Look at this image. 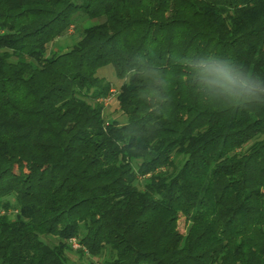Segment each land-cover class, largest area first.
I'll return each instance as SVG.
<instances>
[{
  "label": "trees",
  "instance_id": "16d2710c",
  "mask_svg": "<svg viewBox=\"0 0 264 264\" xmlns=\"http://www.w3.org/2000/svg\"><path fill=\"white\" fill-rule=\"evenodd\" d=\"M73 250L264 264V0H0V264Z\"/></svg>",
  "mask_w": 264,
  "mask_h": 264
},
{
  "label": "rangeland",
  "instance_id": "374dc122",
  "mask_svg": "<svg viewBox=\"0 0 264 264\" xmlns=\"http://www.w3.org/2000/svg\"><path fill=\"white\" fill-rule=\"evenodd\" d=\"M93 22H87L85 16H81L79 22L77 25H74L70 28L69 32L56 40L53 44L49 46V51H58L63 49L70 48L75 41L79 38V31L83 29V27L90 26L94 24ZM98 75L100 76H106L110 81L114 83V93L111 94L110 99L105 104L104 109V116L107 121L111 120H117L121 123L125 122V116L119 109L118 102L116 100V94L118 93L120 82L118 81L117 77L114 74V70L112 66L102 68L98 71ZM187 229V224L184 217H181L179 220V231L181 233H185ZM76 249V248H75ZM87 253V252H86ZM71 260L68 261L67 264H87L91 261L90 256H87L82 258L80 257V254L73 250V252L70 254ZM81 260H83L81 262ZM94 264H100L99 262H94Z\"/></svg>",
  "mask_w": 264,
  "mask_h": 264
},
{
  "label": "clouds",
  "instance_id": "9594fccd",
  "mask_svg": "<svg viewBox=\"0 0 264 264\" xmlns=\"http://www.w3.org/2000/svg\"><path fill=\"white\" fill-rule=\"evenodd\" d=\"M213 71H215L218 74L222 75L225 79H227L229 81L232 80V77L230 76V74L227 71H225L224 69H222V68L217 67V68H214Z\"/></svg>",
  "mask_w": 264,
  "mask_h": 264
},
{
  "label": "built area",
  "instance_id": "2783aa9c",
  "mask_svg": "<svg viewBox=\"0 0 264 264\" xmlns=\"http://www.w3.org/2000/svg\"><path fill=\"white\" fill-rule=\"evenodd\" d=\"M110 99V97H108V98H105V99H103L102 101L106 104V102L108 101ZM72 246L74 247V249L76 248H79L80 247V245L78 244V242H77V240L76 239H72Z\"/></svg>",
  "mask_w": 264,
  "mask_h": 264
}]
</instances>
